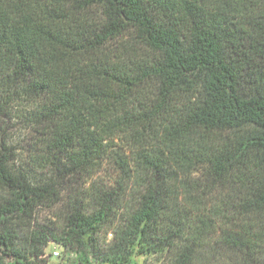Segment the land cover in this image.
<instances>
[{
    "label": "trees",
    "instance_id": "1",
    "mask_svg": "<svg viewBox=\"0 0 264 264\" xmlns=\"http://www.w3.org/2000/svg\"><path fill=\"white\" fill-rule=\"evenodd\" d=\"M13 121L0 264H264V0H0ZM67 184L61 234L30 232Z\"/></svg>",
    "mask_w": 264,
    "mask_h": 264
},
{
    "label": "rangeland",
    "instance_id": "2",
    "mask_svg": "<svg viewBox=\"0 0 264 264\" xmlns=\"http://www.w3.org/2000/svg\"><path fill=\"white\" fill-rule=\"evenodd\" d=\"M4 130V131H3ZM5 136V139L9 142V145L16 150V153H21L25 145L21 143V140H25L26 131L23 130V126L17 124L16 122H10L7 125L0 126V138ZM20 141V142H19ZM41 171L37 169L34 173L39 174ZM47 171H43L45 174ZM104 177V175H103ZM77 185H64L56 188V197L54 200L37 207L30 220L28 230L30 232L38 230H49L55 235L61 234L64 225L65 217L68 213L69 207L72 205L71 199L74 192L78 190ZM27 226V224H26ZM111 234L107 238L110 240ZM102 236V235H101ZM104 241L103 236L100 238ZM54 253L58 255L54 256ZM74 257V254L72 255ZM70 256L63 247L57 245L53 242L48 243L47 247L44 249V255L39 258V264H75L69 259ZM135 264H164L163 259L158 261L152 258H146L145 256H137L133 258Z\"/></svg>",
    "mask_w": 264,
    "mask_h": 264
},
{
    "label": "built area",
    "instance_id": "3",
    "mask_svg": "<svg viewBox=\"0 0 264 264\" xmlns=\"http://www.w3.org/2000/svg\"><path fill=\"white\" fill-rule=\"evenodd\" d=\"M58 255L57 253H54V256Z\"/></svg>",
    "mask_w": 264,
    "mask_h": 264
}]
</instances>
